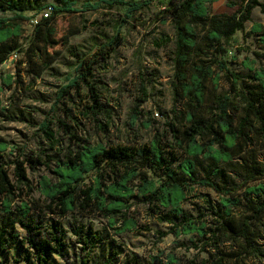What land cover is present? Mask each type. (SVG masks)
Masks as SVG:
<instances>
[{"label":"trees","instance_id":"trees-1","mask_svg":"<svg viewBox=\"0 0 264 264\" xmlns=\"http://www.w3.org/2000/svg\"><path fill=\"white\" fill-rule=\"evenodd\" d=\"M219 1L161 0L166 8L161 17L170 16L176 32L172 83L175 106L173 118L163 130L153 128L151 120L141 122L139 109L150 98L143 77L141 97L131 119L133 126L155 130L149 144L133 148L124 143L91 141L81 134L77 110L89 117L106 138L113 126V113L103 102L109 88L99 73L107 70L112 55L124 44L125 37L120 32L104 45L75 55L76 76L60 88L53 108H61L64 120L46 119L39 126L49 147L42 152L44 162L18 158L4 163L10 144L0 140L3 262L14 248L21 251L26 264H48L53 255L68 262L60 219L78 212L106 221L101 231L91 228L85 232L83 227L77 231L85 252L80 264H90L97 245L140 230L132 213L137 203H143L150 216H159L171 225L168 232L160 233L161 239L168 235L199 237L202 244H196V248L209 252V258L189 264H249L250 258H264V158L260 156V150H264V68L256 67L257 61H264V52H254V61L246 60L245 66L253 73L246 77L232 72L224 59L237 33L246 31L253 11L261 8L264 13V4L260 0H242L234 15L211 16L209 6ZM102 4L129 6L130 13L143 10L145 5L132 0H99L86 4V8L98 10ZM76 6L75 0H57V5L41 8L36 7L34 0H0V13L14 14L0 17V67L15 54L23 56L16 61L15 74L1 77L0 93L24 89L23 72L37 81L51 68L60 55L50 52L59 45L55 21L63 14L80 13ZM49 8L50 15H43L32 36L25 37L23 23L31 21L26 14L33 11L38 16ZM253 35L264 45L263 24H255L245 32L247 38ZM171 42L163 34L155 45L163 48ZM221 73L230 91L214 95L210 104V85L214 92L218 90ZM66 98H79L82 105L71 108L66 105ZM51 151L56 154L50 155ZM201 161L208 162L202 166V178ZM41 165L50 176L35 181L30 171L36 172ZM197 187L223 197L220 206L206 200L213 213L211 226L202 221L203 214L193 218L184 211V203ZM244 187L240 198L238 194ZM49 216L58 219L51 217L46 221ZM117 258L116 252L113 259ZM176 262L175 256H170L169 264Z\"/></svg>","mask_w":264,"mask_h":264},{"label":"rangeland","instance_id":"rangeland-1","mask_svg":"<svg viewBox=\"0 0 264 264\" xmlns=\"http://www.w3.org/2000/svg\"><path fill=\"white\" fill-rule=\"evenodd\" d=\"M80 13L63 14L55 21L56 35L59 45L50 50L58 52L59 58L47 70L40 79L32 81L23 72L25 80L24 89L14 88L0 93V140L10 144V149L4 153L3 162L38 160L41 163L46 160L42 154L49 147L39 126L46 119L64 120L63 111L57 108L53 111L57 100V94L61 87L69 83L70 79L76 76L77 61L75 55L87 53L92 49L100 47L106 41L119 32L125 37V42L112 55L107 70L100 72L99 76L108 85L109 91L104 94V104L111 109L113 115V126L108 137L98 131L93 121L80 114L84 138L91 141L97 139L114 144L124 143L133 148H141L150 143L155 130L147 129L141 125L133 126V109L141 97L142 79L146 78V86L150 93L147 103L140 107L141 122L151 120L156 130L165 129L168 122L173 118L172 110L175 106L172 83L174 80L173 57L175 51L176 32L172 18L161 17L165 6L161 0H132L137 3H144V9L136 13L128 11L129 6H108L102 4L98 10L86 8L88 3H96L99 0H75ZM130 1V0H127ZM264 4V0H260ZM242 0H220L209 6L211 16H232L236 13ZM37 8L47 5H57V0H34ZM234 4L235 6L231 5ZM47 13L34 16V12H28L26 16L31 21L23 23L25 37H31L35 23ZM12 13H0V17H13ZM255 24L264 25V13L261 8H256L252 14V21L246 23V31L252 30ZM245 32H238L228 46V54L224 57L232 72L246 77L252 74L245 66L246 60L254 61V52H264V45L261 44L257 35L247 38ZM167 35L172 42L163 48H157L156 40L161 35ZM17 58H11L6 64L0 67L1 77L15 74L16 61L22 59V54ZM257 68H264V61H257ZM25 69V65L23 67ZM219 88L214 92L210 85L209 103L214 95L226 94L230 91V85L221 73ZM87 91H83V102ZM79 98H66V105L71 108L81 106ZM178 110L182 109L181 103L177 104ZM140 122V123H141ZM139 123V124H140ZM57 131L58 128L55 127ZM56 154L51 151L50 155ZM261 158H264V150H260ZM208 162L201 161L199 176L204 177L202 166ZM31 177L38 181L40 178L49 177L50 173L44 166H39L36 172L30 171ZM235 181L242 184V180L235 177ZM246 187L238 194L243 198ZM39 198V193L35 195ZM222 196L217 192L205 187H197L184 203L183 208L188 217L197 218L203 214L202 221L208 222L211 226L213 213L208 207L206 200H212L214 205L220 206ZM225 209H223L224 211ZM169 212L165 210V213ZM132 213L140 223V230L134 233H126L115 237L102 245H97L91 253L90 264H169L170 256H175V264H189L190 261L209 258V252H201L196 244L201 245L197 235L182 236L176 238L168 235L161 239L160 233L168 232L171 225L162 222L159 216H150L147 207L143 203H137ZM58 219L56 216H49V219ZM61 228L67 243L69 261H65L58 255H53L48 264H80L81 258L85 257L82 245L79 243L77 231L83 227L85 232L93 228L94 232L101 231L105 220L97 215L84 216L80 213L69 214L60 219ZM264 244V242H263ZM118 258L113 259L114 253ZM6 260V261H5ZM16 260L20 262L17 263ZM0 258V264H26L23 261V254L14 248L10 255L4 259ZM249 264H264V258L248 260Z\"/></svg>","mask_w":264,"mask_h":264},{"label":"built area","instance_id":"built-area-1","mask_svg":"<svg viewBox=\"0 0 264 264\" xmlns=\"http://www.w3.org/2000/svg\"><path fill=\"white\" fill-rule=\"evenodd\" d=\"M50 13H51V8H49V9L47 10V13H46L44 16L48 17V16L50 15ZM35 24H37V22H36ZM12 57H13V58H17L18 56L15 54V55H13Z\"/></svg>","mask_w":264,"mask_h":264}]
</instances>
